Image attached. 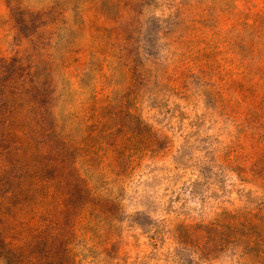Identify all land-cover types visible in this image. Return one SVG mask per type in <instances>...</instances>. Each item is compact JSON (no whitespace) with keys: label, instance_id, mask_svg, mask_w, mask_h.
Instances as JSON below:
<instances>
[{"label":"rangeland","instance_id":"rangeland-1","mask_svg":"<svg viewBox=\"0 0 264 264\" xmlns=\"http://www.w3.org/2000/svg\"><path fill=\"white\" fill-rule=\"evenodd\" d=\"M0 264H264V0H0Z\"/></svg>","mask_w":264,"mask_h":264}]
</instances>
